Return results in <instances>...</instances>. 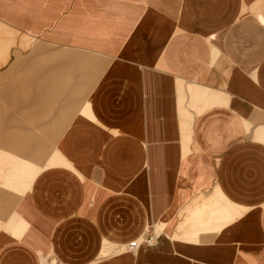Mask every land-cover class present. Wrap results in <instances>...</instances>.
<instances>
[{
  "label": "crops",
  "instance_id": "crops-1",
  "mask_svg": "<svg viewBox=\"0 0 264 264\" xmlns=\"http://www.w3.org/2000/svg\"><path fill=\"white\" fill-rule=\"evenodd\" d=\"M0 25V264H264V0H0Z\"/></svg>",
  "mask_w": 264,
  "mask_h": 264
},
{
  "label": "rangeland",
  "instance_id": "rangeland-1",
  "mask_svg": "<svg viewBox=\"0 0 264 264\" xmlns=\"http://www.w3.org/2000/svg\"><path fill=\"white\" fill-rule=\"evenodd\" d=\"M12 43H14V33L12 31L8 30V28H6V26L0 25V66L2 65L1 64L2 62L5 63L7 61V59H8V48ZM21 45L22 46L28 45V41H22ZM33 51H35V50L33 49ZM49 61H50V57L48 58L47 62H49ZM6 77H7V74H4V76H3L2 80H0V82L3 83L4 79H6ZM52 80L53 81L49 84L50 88L48 87L49 85L43 84V86L44 85H46V86L43 87L42 92L37 96L36 104L32 106L33 108H35V110H37V111L39 110V118H41V116H46L45 113L46 112L49 113L51 111V108L53 107L52 104H54L57 101V99L60 98V96L64 95V89L63 88L57 89L55 79H52ZM56 80H59V79H56ZM5 91L6 90L4 89L3 85H0V114H1L0 115V132H2V129H3V121L2 120H3L4 115H2V114H3V112H5L4 106H3V98L5 96ZM48 93L51 94V97L48 96ZM70 98H71V96L67 99V102H69V103H70ZM67 107H62L59 110V112H58L59 116L68 112ZM28 113H30V112H28ZM11 133L13 134L14 132H11ZM6 134H7V140L8 139H12V140L16 139L15 141H17V142L19 141V137H16V138L14 136L8 137L9 133H6ZM3 139H4V137L0 136V145H3V143H2ZM43 140H44L43 143L45 144L43 146V148L49 152L51 149V146H52V138L46 136L43 138ZM4 155L7 157V159L5 160V163H4ZM17 155H19V154H17ZM8 156H9V154L8 153L4 154V149L0 148V179L3 181L2 184L6 185V186H10V188L15 190L16 193H19L22 191L23 185L15 187V185H10L8 183V180H7V182H6V180H3V178H4V167L9 162ZM1 168L3 169V173H2ZM162 228H163V226L157 228L156 230L160 231V230H162Z\"/></svg>",
  "mask_w": 264,
  "mask_h": 264
},
{
  "label": "built area",
  "instance_id": "built-area-1",
  "mask_svg": "<svg viewBox=\"0 0 264 264\" xmlns=\"http://www.w3.org/2000/svg\"><path fill=\"white\" fill-rule=\"evenodd\" d=\"M145 242L147 243V244H151L153 241H152V237H147L146 239H145ZM136 247H137V243H130L129 244V250H131V251H134L135 249H136Z\"/></svg>",
  "mask_w": 264,
  "mask_h": 264
}]
</instances>
